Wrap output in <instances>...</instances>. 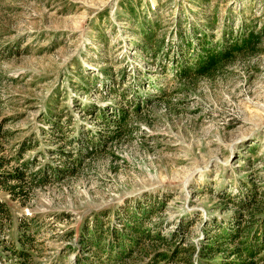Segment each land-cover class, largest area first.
<instances>
[{
  "label": "rangeland",
  "instance_id": "1",
  "mask_svg": "<svg viewBox=\"0 0 264 264\" xmlns=\"http://www.w3.org/2000/svg\"><path fill=\"white\" fill-rule=\"evenodd\" d=\"M245 25L262 33L254 51L193 81L175 77L185 38L205 32L216 41ZM135 93L151 100L139 115L126 101ZM88 105L109 120L124 108L127 128L114 138ZM0 121L6 169L28 161V176L47 179L17 199L0 190L9 210L0 264L23 261L12 250L24 233L25 264H75L78 248L84 264L102 262L82 251L83 224L121 229L133 207L153 210L142 230L168 243L143 238L122 264H155L158 252L173 260L156 264H229L233 244L210 249L215 233L252 228L237 203L245 185L264 193V0H0ZM49 166L62 174L49 177ZM254 261L264 264V249Z\"/></svg>",
  "mask_w": 264,
  "mask_h": 264
},
{
  "label": "trees",
  "instance_id": "2",
  "mask_svg": "<svg viewBox=\"0 0 264 264\" xmlns=\"http://www.w3.org/2000/svg\"><path fill=\"white\" fill-rule=\"evenodd\" d=\"M124 9L130 15H134V9L130 4H124ZM210 21V20H209ZM224 23V24H223ZM222 25L225 26V22ZM154 22L150 24L147 29V34L143 35V42L150 38V35L155 33L156 28H154ZM242 26V25H241ZM248 25H245V27ZM239 28V27H238ZM227 29V30H226ZM223 34L220 36L219 40L213 41L210 38V35L205 34V32H198L199 35H192L193 38L186 39L185 49H179L178 55L181 54L175 61H173L172 67L175 71V77L185 82L193 81L196 78L201 76L211 74L215 69L220 68L232 61L236 54L249 52L256 49V45L259 44L262 33L250 27H246L243 31L238 29L237 31L232 30L230 27L223 29ZM179 35V34H178ZM177 35V36H178ZM184 46V44H183ZM177 57V56H176ZM182 58V59H181ZM174 59V58H173ZM165 73V71H164ZM123 98H126V93L120 94ZM133 95V94H132ZM127 103H132L136 101V104L131 108L133 114L139 115L141 112L142 103L145 104L150 102V99H143L142 101L137 100V95L128 98ZM85 111L95 114L97 117L104 120L107 125H113L116 130L111 136L114 138L120 135L122 129L127 128V122L129 118V112L122 108L117 112L118 117L113 120H109L106 113L102 112L100 109L97 110L93 105H88L84 108ZM5 122V121H4ZM0 121V139L6 136V132H3L1 129L3 123ZM103 132H100V137L103 136ZM105 134V133H104ZM105 137V136H104ZM77 139V138H75ZM80 140V139H77ZM25 144L22 143L20 146L19 155L25 151ZM0 151L2 148L0 147ZM19 163V162H18ZM71 168L74 169L77 166V163L72 160ZM10 165V159L0 156V190L4 193L9 194L11 199H17L18 197L25 196L27 189L31 181H39V185H42L46 179V173H34L28 176L27 167L28 161L19 163L17 165H11L10 170L6 167ZM49 177L57 176V174H62V171L59 170L56 166L50 167ZM51 172H53L51 174ZM253 183V182H251ZM255 185L253 187H247L245 185L244 194L239 199L237 205L244 207L247 210L250 217L248 218L247 232H244L239 229L238 224L236 226H222L217 229L215 233V246L211 248L215 250L220 245L224 243H232L231 254L235 256L234 260H231L229 264H254V258L260 250L264 249V210L259 209L261 203L264 201V193L262 196L257 195L255 192ZM140 204H136L138 206ZM150 208V207H149ZM8 205L6 201L0 199V227H1V218L8 217ZM153 212L152 209L143 211L142 209L138 210L133 207V211L126 214L124 218L120 219V224L123 228L117 229L116 227L111 226L110 230L103 229L102 221H94L92 226H87L85 223L82 227V234L79 236L78 242L82 246V251L88 253H95L96 256L102 257V262L99 259H96L93 264H122L124 261H129L130 259H135L133 257L136 253L138 244L141 239L146 238L154 244L153 247H157L156 243H168L167 238H163L159 235L151 236L148 233H145L142 230L144 221L149 218L150 214ZM257 212L261 214L259 218H254L253 213ZM253 217V218H252ZM238 222V221H237ZM19 228L30 229L25 225H18ZM90 227H93L90 228ZM26 232V231H25ZM243 235H245L243 237ZM31 236L27 233L17 234L14 239L13 245L20 246L18 250L13 248L12 252L18 258L22 259V262L19 264H25V261L28 257L26 249L23 248L27 244L31 243ZM169 258L170 261L173 260V256H165L164 253H156L154 258L155 264L157 261H161ZM87 259V258H86ZM72 263L75 264H84L83 259L80 257L79 248L74 251V256L71 259ZM126 263V262H125Z\"/></svg>",
  "mask_w": 264,
  "mask_h": 264
}]
</instances>
